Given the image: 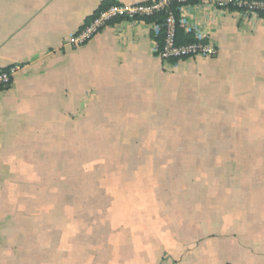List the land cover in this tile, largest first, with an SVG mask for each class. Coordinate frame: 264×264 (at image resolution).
<instances>
[{
	"label": "crops",
	"instance_id": "1",
	"mask_svg": "<svg viewBox=\"0 0 264 264\" xmlns=\"http://www.w3.org/2000/svg\"><path fill=\"white\" fill-rule=\"evenodd\" d=\"M152 1L0 0V70L22 66L0 91V264H264V194L210 197L207 209L200 196L183 209L69 207L73 179L58 172L74 125L171 122L193 88L264 93V18L209 0L185 16L217 47L214 58L166 63L138 21L68 43L102 6Z\"/></svg>",
	"mask_w": 264,
	"mask_h": 264
},
{
	"label": "rangeland",
	"instance_id": "2",
	"mask_svg": "<svg viewBox=\"0 0 264 264\" xmlns=\"http://www.w3.org/2000/svg\"><path fill=\"white\" fill-rule=\"evenodd\" d=\"M193 89L186 91L184 107L174 108L179 113L168 116L171 122L74 125L71 147L68 138L60 147L67 170L58 172V178L73 179L69 207L183 209L200 196L207 209L210 197L264 194V93L256 85ZM139 133L153 136L135 138Z\"/></svg>",
	"mask_w": 264,
	"mask_h": 264
},
{
	"label": "built area",
	"instance_id": "3",
	"mask_svg": "<svg viewBox=\"0 0 264 264\" xmlns=\"http://www.w3.org/2000/svg\"><path fill=\"white\" fill-rule=\"evenodd\" d=\"M190 1L192 0H153L150 3L133 6L112 5L103 11H98L88 24L72 34L68 43L74 48H79L87 44L113 22L138 21L149 24V19L165 15L163 22L158 20L149 24L152 27L154 37H162L161 45L157 43L154 50L162 61L179 63L190 59L214 58L218 55L217 47L199 26L190 24L185 16V10L192 5L189 3ZM176 3L183 5L180 8L179 26L186 33L193 34L195 37L194 42L186 45L177 43V21L172 10ZM209 3L218 8L233 6L240 9V13L246 15L258 14L257 11L264 12V3L250 0H209ZM21 69L22 66L16 65L0 72V91L12 84L13 79Z\"/></svg>",
	"mask_w": 264,
	"mask_h": 264
},
{
	"label": "trees",
	"instance_id": "4",
	"mask_svg": "<svg viewBox=\"0 0 264 264\" xmlns=\"http://www.w3.org/2000/svg\"><path fill=\"white\" fill-rule=\"evenodd\" d=\"M200 1H201V0H192V1H190L189 3L194 5V4L199 3ZM250 1L264 3V0H250ZM110 6H112V5H110V4L107 5V6L104 5V6H102V8L100 9V11H103V10L107 9V8H109ZM182 6H183L182 4L176 3V4L173 5L172 10H173V13H174L175 18H176V21H177V27H176V30H177V43L180 44V45H186V44H188V43H192V42H194V41H195V37H194L193 34H188V33H186V32L184 31V29L181 28V27L179 26V21H180V18H181V11H180V8H181ZM224 9H227V10H229V11H231V12H241L240 9L235 8V7H233V6H230V7L224 8ZM257 13H258L259 17L264 18V12H262V11H257ZM164 19H165V15H159L158 17H155V18L149 19V20H148V23H149V24H152V23H154V22H156V21H158V20H159L160 22H163ZM156 40H157V42L161 45L162 37L159 36V37L156 38ZM169 63L172 64V65L177 64V62H175V61H171V62H169ZM8 69H9V68L4 69V70H0V72H1V71H6V70H8Z\"/></svg>",
	"mask_w": 264,
	"mask_h": 264
}]
</instances>
